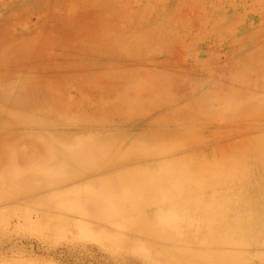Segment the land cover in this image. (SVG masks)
Instances as JSON below:
<instances>
[{
    "label": "rangeland",
    "instance_id": "374dc122",
    "mask_svg": "<svg viewBox=\"0 0 264 264\" xmlns=\"http://www.w3.org/2000/svg\"><path fill=\"white\" fill-rule=\"evenodd\" d=\"M3 60L0 264H264V0H0Z\"/></svg>",
    "mask_w": 264,
    "mask_h": 264
},
{
    "label": "bare ground",
    "instance_id": "6f19581e",
    "mask_svg": "<svg viewBox=\"0 0 264 264\" xmlns=\"http://www.w3.org/2000/svg\"><path fill=\"white\" fill-rule=\"evenodd\" d=\"M58 3H59V2H58ZM85 3H86V2H85ZM47 4H48V3H47ZM83 5H84V4H83ZM76 6H77V5H76ZM48 7H49V6H48ZM78 8H80V7H78ZM78 8H77V9H78ZM86 9H87V8H86ZM16 10H17V9H16ZM45 10H46V9H45ZM118 10H119V9H118ZM19 11H20V9H19ZM73 11H74V10H73ZM80 12H81V11H80ZM47 13H48V12H47ZM75 13H76V12H75ZM50 14H51V13H50ZM62 14H63V13H62ZM56 15H57V14H56ZM58 15H59V14H58ZM73 15H74V14H73ZM80 15H81V14H80ZM133 15H134V14H133ZM69 16H70V15H69ZM58 17H59V16H58ZM62 17H64V16H62ZM83 17H84V16H83ZM126 17H127V16H126ZM36 18H37V17H36ZM64 18H65V17H64ZM134 18H135V17H134ZM68 19H69V18H68ZM79 19H80V18H79ZM142 19H143V18H142ZM39 20H41V19H39ZM134 20H135V19H134ZM146 20H147V19H146ZM69 21H70V19H69ZM76 21H77V20H76ZM78 21H80V20H78ZM41 22H42V21H41ZM58 22H59V20H58ZM94 22H95V21H94ZM137 22H138V21H137ZM139 22H140V21H139ZM8 23H9V21H8ZM44 23H45V22H44ZM80 23H81V22H80ZM26 24H28V22H26ZM56 24H57V23H56ZM74 24H75V23H74ZM131 24H132V23H131ZM12 25H13V24H12ZM41 25H42V24H41ZM43 25H44V24H43ZM53 25H54V24H53ZM53 25H52V26H53ZM137 25H138V24H137ZM141 25H142V24H141ZM27 26H28V25H27ZM36 26H37V25H36ZM76 26H77V25H76ZM20 27H21V26H20ZM73 27H74V25H73ZM21 28H22V27H21ZM41 28H43V27H41ZM45 28H46V27H45ZM47 28H49V27H47ZM55 28H56L57 30L60 29V27H59V29H58L56 26H55ZM70 28H71V27H70ZM134 28H135V27H134ZM63 29H64V28H63ZM82 29H84V28H82ZM22 30H23V29H22ZM47 30H48V29H47ZM47 30H46V31H47ZM51 30H52V29H51ZM61 30H62V29H61ZM44 31H45V30H44ZM46 31H45V33H46ZM62 31H63V30H62ZM83 31H84V30H83ZM59 32H60V30H59ZM33 33H34V32H33ZM42 33H43V32H42ZM58 34H59V33H58ZM63 34H64V33H63ZM55 35H56V34H55ZM77 35H78V34H77ZM37 36H38V35H37ZM60 36H61V34H60ZM97 36H98V35H97ZM138 36H139V35H138ZM48 37H49V36H48ZM29 38H30V37H29ZM35 38H36V37H35ZM89 38H90V37H89ZM48 39H49V38H48ZM69 39H70V40H69ZM69 39H68V40L71 41V38H69ZM74 39H75V38H74ZM83 39H84V38H83ZM29 40H31V38H30ZM24 41H25V40H24ZM27 41H28V40H27ZM69 41H68V42H69ZM22 42H23V41H22ZM32 42H33V39H32ZM35 42H36V41H35ZM44 42H45V41H44ZM63 42H64V41H63ZM19 43H20V42H19ZM25 43H26V42H24V44H25ZM29 43H30V41H29ZM33 43H34V42H33ZM65 43H66V41H65ZM71 43H72V42H71ZM81 44H82V43H81ZM27 45H29V44L27 43ZM29 46H30V45H29ZM32 46H33V45H32ZM38 46H39V48H40V44H39ZM61 46H62V45H61ZM66 46H67V45H66ZM8 47H10V46H8ZM59 47H60V46H59ZM62 47H63V46H62ZM72 47H73V46H72ZM6 48H7V47H2V48H1V51L4 52V51L6 50ZM37 48H38V47H37ZM83 48H84V47H83ZM21 49H23V48H21ZM70 49H71V48H70ZM48 50H49V49H48ZM48 50H47V51H48ZM55 50H56V49H55ZM57 50H58V49H57ZM61 50H62V49H61ZM33 51H34V49H33ZM51 51H52V50H51ZM62 51H63V50H62ZM5 52H6V51H5ZM50 54H51V53H50ZM50 56H51V55H50ZM31 59H32V58H31ZM51 61H52V59H51ZM57 61H58V60H57ZM59 62H60V61H59ZM29 63H30V61H29ZM30 64H31V63H30ZM45 65H46V64H45ZM54 65H55V64H54ZM55 66H56V65H55ZM1 68L4 69V70H11V69H12V70H13V69H14V70H18V69H20V71H21V68H20L18 65L12 64L11 62L6 61V60H3V61L0 63V69H1ZM27 68H28V66H27ZM38 68H39V67H38ZM25 70H26V69H25ZM147 70H148V69H147ZM150 70H151V69H150ZM167 70H168V69H167ZM145 71H146V70H145ZM148 71H149V70H148ZM143 72H144V71H143ZM49 73H50V72H49ZM66 73H67V72H66ZM131 73H132V72H131ZM133 73H134V72H133ZM148 73H149V72H148ZM148 73H147V74H148ZM45 74H46V73H45ZM55 74H56V73H55ZM68 74H70V73H68ZM124 74H125V73H124ZM134 74H136V73H134ZM142 74H143V73H142ZM142 74H141V75H142ZM154 74H155V73H153L152 75H154ZM156 74H157V73H156ZM159 74H160V73H159ZM163 74H164V73H163ZM117 75H118V74H117ZM125 75H126V74H125ZM138 75H139V74H138ZM144 75H146V74H144ZM157 75H158V74H157ZM54 76H55V75H54ZM128 76H129V75H128ZM136 76H137V75H136ZM146 76H147V75H146ZM160 76H161V75H160ZM44 77H45V76H44ZM46 77H47V76H46ZM137 77H139V76H137ZM141 77H142V76H141ZM155 77H156V76H155ZM135 78H136V77H135ZM142 78H143V77H142ZM160 78H161V77H160ZM173 78H174V77H173ZM238 78H239V77H238ZM238 78H237V79H238ZM55 79H56V78H55ZM114 79H115V77H114ZM126 79H127V77H126ZM145 79H146V78H145ZM149 79H150V78H149ZM164 79H165V77H164ZM167 79H168V77H167ZM230 79H231V78H230ZM19 80H21V79H19ZM111 80H112V79H111ZM159 80H160V79H159ZM162 80H163V79H161L160 81H162ZM165 80H166V79H165ZM238 80H239V79H238ZM133 81H135V80H133ZM153 81H154V80H153ZM227 81H229V80H227ZM233 81H234V80H233ZM242 81H244V80L242 79L241 82H242ZM246 81H247V80H246ZM124 82H125V81H123V83H124ZM137 82H140V83H141L140 79H139ZM142 82H143V81H142ZM151 82H152V81H151ZM151 82H150V83H151ZM156 82H157V81H156ZM224 82H225V81H224ZM135 83H136V82H135ZM135 83H134V84H135ZM140 83H138V84H140ZM145 83H146V82H145ZM147 83H148V81H147ZM147 83H146V84H147ZM154 83H155V82H154ZM154 83H152V85H153ZM158 83H159V82H158ZM158 83H157V84H158ZM229 83H232V82H229ZM229 83H228V84H229ZM130 84H131V83H130ZM146 84H145V85H146ZM155 84H156V83H155ZM157 84H156V85H157ZM243 84H244V83H243ZM132 85H133V84H132ZM145 85H144V86H145ZM174 85H175V84H174ZM174 85H173V86H174ZM177 85H178V84H177ZM177 85H176V86H177ZM231 85H232V84H231ZM239 85H240V84H239ZM246 85H247V84H246ZM246 85H245V86H246ZM248 85H249V84H248ZM61 86H62V85H61ZM142 86H143V85H142ZM149 86H150V85H149ZM153 86H154V85H153ZM166 86H167V84H166ZM216 86H217V85H216ZM145 87H146V86H145ZM145 87H144V88H145ZM237 87H238V86H237ZM128 88H129V87H128ZM128 88H127V89H128ZM140 88H141V87H140ZM150 88H152V87L150 86ZM154 88H155V87H154ZM171 88H172V87H171ZM214 88H215V87H214ZM60 89H61V88H60ZM68 89H69V88H68ZM70 89H71V88H70ZM121 89H122V88H121ZM130 89H131V88H130ZM135 89H136V88H135ZM173 89H174V87H173ZM241 89H242V88H241ZM136 90H137V89H136ZM165 90H166V89H165ZM170 90H171V89H170ZM237 90H238V89H237ZM239 90H240V88H239ZM64 91H65V90H64ZM118 91H119V90H118ZM148 91H149V89H148ZM171 91H172V90H171ZM5 92L7 93L8 90L6 89ZM125 92H126V91H125ZM144 92H145V91H144ZM240 92L242 93V91H240ZM259 92H260V91H259ZM60 93H61V92H60ZM218 93H219V92H218ZM230 93H231V92H230ZM58 94H59V93H58ZM121 94H123V93H121ZM128 94H129V93H128ZM148 94H149V93H148ZM213 94H214V93H213ZM119 95H120V94H119ZM119 95H118V96H119ZM123 95H124V94H123ZM142 95H144V94L142 93ZM207 96H208V95H207ZM236 96H237V95H236ZM242 96H243V95H242ZM126 97H127V96H126ZM130 97H131V96H130ZM135 97H136V96H135ZM138 97H139V95H138ZM140 97H141V96H140ZM224 97H225V96H224ZM122 98H123V96H122ZM131 98H132V97H131ZM131 98H130V99H131ZM127 99H128V98H127ZM165 99H166V98H165ZM209 99H210V98H209ZM227 99H228V98H227ZM227 99H226V100H227ZM233 99H234V97H233ZM245 99H246V98H245ZM128 100H129V99H128ZM132 100H133V99H132ZM132 100H131V101H132ZM218 100H219V99H218ZM218 100H217V101H218ZM226 100H225V101H226ZM231 100H232V99H231ZM134 101H135V100H134ZM153 101H154V100H153ZM153 101H152V102H153ZM160 101H161V100H160ZM160 101H159V102H160ZM203 101H204V100H203ZM203 101H202V102H203ZM137 102H138V101H137ZM162 102H164V101H162ZM166 102H167V101H166ZM219 102H220V101H219ZM257 102H258V101H257ZM69 103H70V102H69ZM147 103H148V101H147ZM147 103H146V104H147ZM150 103H151V102H150ZM261 103H262V102H261ZM124 104H125V103H124ZM135 104H136V103H135ZM135 104H134V105H135ZM138 104H139V103H138ZM146 104H145V105H146ZM156 104H157V103H156ZM158 104H159V103H158ZM263 104H264V103H263ZM126 105H127V104H126ZM201 105H202V104H201ZM129 106H131V105H129ZM135 106H136V105H135ZM146 107H147V106H146ZM129 108H130V107H129ZM137 108H138V107H137ZM150 108H151V107H150ZM262 108H263V107H262ZM139 109H140V108H139ZM139 109H138V110H139ZM48 110H49V109H48ZM133 110H134V109H133ZM262 110H263V109H262ZM51 111H52V110H51ZM143 111H144V110H143ZM146 111H147V110H146ZM144 112H145V111H144ZM249 112H250V111H249ZM1 115H3V114H1ZM261 116H262V115H261ZM263 116H264V115H263ZM263 116H262V117H263ZM134 117H135V116H134ZM248 117H249V116H248ZM194 119H195V118H194ZM188 120H189V119H188ZM7 121H8V120H5V122H7ZM145 123H146V122H145ZM167 123H168V122H167ZM175 123H176V122H175ZM194 123H197V122H194ZM134 124H135V123H134ZM72 125H73V124H72ZM85 125H86V124H85ZM132 125H133V124H132ZM141 126H142V125H141ZM187 126H188V125H187ZM203 126H205V125H203ZM146 127H147V126H146ZM167 127H168V126H167ZM172 127H173V126H172ZM194 127H195V126H194ZM197 127H198V126H197ZM197 127H196V128H197ZM201 127H202V126H201ZM88 128H89V127H88ZM168 128H169V127H168ZM206 128H207V127H206ZM241 128H242V127H241ZM241 128H238V129H241ZM73 129H74V126H73ZM73 129H72V130H73ZM82 129H83V128H82ZM113 129H114V128H113ZM113 129H112V130H113ZM131 129H132V128H131ZM143 129H144V127H143ZM246 129H247V128H246ZM87 130H88V129H87ZM114 130H115V129H114ZM119 130H120V129H119ZM151 130H152V129H151ZM165 130H166V129H165ZM175 130H176V128H175ZM180 130H181V129H180ZM252 130H253V129H252ZM122 131H123V130H122ZM262 131H263V130H262ZM142 132H143V131H142ZM247 132H248V131H247ZM252 132H253V131H252ZM117 133H118V132H117ZM122 133H123V132H122ZM253 133H254V132H253ZM257 133H258V132H257ZM147 134H148V132H147ZM116 135H118V134H116ZM127 135H128V134H127ZM142 135H143V134H142ZM148 135H149V134H148ZM148 135H147V136H148ZM240 135H242V134H240ZM42 136H43V135H42ZM257 136H258V135H257ZM101 138H102V136H101ZM144 138H146V137H144ZM125 139H126V137H125ZM125 139H124V141L127 140V139H126V140H125ZM138 139H139V137H138ZM258 139H259V140L256 141L257 144L260 142V138H259V137H258ZM144 140H145V139H144ZM226 140H227V139H226ZM137 141H138V140H137ZM142 141H143V139H142ZM142 141H141V142H142ZM107 143H109V141H108ZM130 144H131V143H130ZM141 144H142V143H141ZM218 145H219V144H218ZM183 146H184V145H183ZM261 146H262V145H261ZM263 146H264V145H263ZM156 147H157V145H156ZM208 147H209V146H208ZM227 147H228V145H227ZM183 148H184V147H183ZM229 148H230V147H229ZM259 148H260V147H259ZM115 149H116V148H115ZM155 149H156V148H155ZM175 149H177V148H175ZM195 149H196V148H195ZM158 150H159V149H158ZM184 150H185V149H184ZM254 150H255V149H254ZM121 151H122V150H121ZM260 151H261V150H260ZM123 152H124V151H123ZM157 152H158V151H157ZM186 152H187V150H186ZM119 153H120V152H119ZM215 153H216V152H215ZM226 153H227V152H226ZM173 154H174V153H173ZM217 154H218V153H217ZM262 154H263V156H264V151H262ZM203 156H204V155H203ZM116 157H117V156H116ZM135 157H136V156H135ZM213 157H214V156H213ZM217 157H218V156H217ZM200 159H201V158H200ZM183 160H184V159H183ZM204 160H205V159H204ZM149 162H150V161H149ZM131 164H132V163H131ZM182 164H183V163H182ZM127 165H128V164H127ZM214 165H215V164H214ZM233 165H234V164H233ZM122 166H123V165H122ZM154 166H155V165H154ZM193 166H194V165H193ZM215 166H216V165H215ZM225 166H226V165H225ZM245 166H246V165H245ZM245 166H244V167H245ZM116 168H117V167H116ZM189 168H190V167H189ZM228 168H229V167H228ZM233 168H235V167H233ZM148 169H149V168H148ZM191 169H192V168H191ZM238 169H239V168H238ZM186 170L188 171V169H186ZM227 170H229V169H227ZM248 170H249V169H248ZM111 171H112V170H111ZM128 171H129V170H128ZM1 172H2V171H0V174H1ZM133 172H134V171H133ZM193 172H195V171H193ZM28 173H29V172H28ZM28 173H27V174H28ZM106 173H107V172H106ZM117 173H118V172H117ZM122 173H123V172H122ZM122 173H121V174H122ZM126 173H127V172H126ZM127 174H128V173H127ZM191 174H192V173H191ZM194 174H195V173H194ZM201 174H202V172H201ZM235 174H237V173H235ZM97 175H98V174H97ZM118 175H119V174H118ZM172 175H173V174H172ZM119 176H120V175H119ZM125 176H126V175H125ZM201 176H202V175H201ZM208 176H209V175H208ZM231 176H232V175H231ZM249 176H250V175H248L247 178H248ZM97 177H99V176H97ZM54 178H55V177H54ZM124 178H125V177H124ZM193 178H194V177H193ZM204 178H205V177H204ZM228 178H229V177H228ZM228 178H227V179H228ZM231 178H232V177H231ZM231 178H230V180H231ZM31 179H32V178H31ZM57 179H58V178H57ZM59 179H60V178H59ZM90 179H91V178H90ZM97 179H98V178H97ZM108 179H109V178H108ZM115 179H116V178H115ZM122 179H123V178H122ZM166 179H167V178H166ZM166 179H165V180H166ZM202 179H203V178H202ZM211 179H212V178H211ZM256 179H257V178H256ZM64 180H65V179H64ZM93 180H94V179H93ZM174 180H175V179H174ZM46 181H47V180H46ZM46 181H45V183H46ZM60 181H61V180H60ZM95 181H97V180H95ZM115 181H116V180H115ZM122 181H124V180H122ZM134 181H135V180H134ZM161 181H162V180H161ZM201 181H202V180H201ZM253 181H254V180H253ZM151 182H152V181H151ZM151 182H150V183H151ZM153 182H154V181H153ZM194 182H195V181H194ZM194 182H192V183H194ZM70 183H71V182H70ZM203 183H204V182H203ZM151 184H152V183H151ZM155 184H156V183H155ZM155 184H154V185H155ZM173 184H174V183H173ZM40 185H41V184H40ZM197 185H198V184H197ZM218 185H219V184H218ZM220 185H221V184H220ZM42 186H43V185H42ZM54 186H55V185H54ZM155 186H156V185H155ZM155 186H154V188H155ZM145 187H146V186H145ZM168 187H169V186H168ZM36 188H37V187H36ZM163 188H164V187H163ZM190 188H191V187H190ZM218 188H219V187H218ZM25 189H26V188H25ZM149 189L151 190V188H149ZM149 189H148V190H149ZM152 189H153V188H152ZM159 189H160V188H159ZM30 190H31V189H30ZM63 190H64V189H63ZM138 190H139V189H138ZM34 191H35V190H34ZM140 191H141V190H140ZM158 191H159V190H158ZM149 192H150V191H149ZM151 192H152V191H151ZM78 193H79V192H78ZM124 193H125V189L122 190V195H123V196H124ZM182 193H183V192H182ZM205 193H206V192H205ZM223 193H225V192H223ZM248 193H249V192H248ZM175 194H176V193H175ZM186 194H187V193H186ZM9 195H10V194H9ZM145 195H146V193H145ZM176 195H177V194H176ZM220 195H221V194H220ZM247 195H249V194H247ZM10 196H11V195H10ZM214 196H215V195H214ZM71 197H72V196H71ZM160 197H161V195H160ZM246 197H247V196H246ZM204 198H205V197H204ZM156 199H157V198H156ZM160 199H161V198H160ZM8 200H9V199H8ZM83 201H84V200H83ZM77 202H78V201H77ZM79 204H80V203H79ZM79 204H78V205H79ZM82 205H83V204H82ZM84 205H85V204H84ZM108 205H109V204H108ZM164 205H165V204H164ZM84 207H85V206H84ZM165 207H166V206H165ZM257 207H258V206H257ZM79 208H80V207H79ZM102 208H103V207H102ZM90 209H91V208H90ZM104 209H105V208H104ZM104 209H103V210H104ZM70 210H71V208H70ZM75 210H76V209H75ZM77 210H78V209H77ZM86 210H87V209H86ZM92 210H93V209H92ZM92 210H91V211H92ZM103 210H102V211H103ZM104 211H105V210H104ZM57 212H58V211H57ZM235 213H236V212H235ZM93 214H94V213H93ZM95 214H96V212H95ZM102 214H103V213H102ZM233 214H234V212H233ZM54 215H55V214H54ZM56 215H57V214H56ZM206 215H207V214H206ZM253 215H254V214H253ZM98 217H101V215L98 216ZM216 217H217V216H216ZM253 218H254V217H253ZM101 219H102V218H101ZM210 219H211V218H210ZM139 222H140V223H138L137 226H144V224L141 222V220H139ZM99 223H100V222H99ZM102 225H103V224H102ZM165 225H166V224H165ZM144 227H145V226H144ZM192 247H193V246H192ZM170 257H171V256H169L168 259H169ZM165 261H167V260H165ZM199 262L202 263V264H203V263H206V264H223L222 261H220V260H217V261H215V262H209V263H207V262L204 261V260H201V261H199ZM174 264H197V263L190 262V261H188L187 259H176L175 262H174ZM228 264H236V263H233V262L229 261Z\"/></svg>",
    "mask_w": 264,
    "mask_h": 264
}]
</instances>
